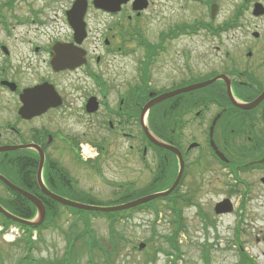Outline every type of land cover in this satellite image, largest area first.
Masks as SVG:
<instances>
[{"label":"flooded vegetation","instance_id":"1","mask_svg":"<svg viewBox=\"0 0 264 264\" xmlns=\"http://www.w3.org/2000/svg\"><path fill=\"white\" fill-rule=\"evenodd\" d=\"M117 1L0 0V149L39 147L42 180L55 193L73 186L50 160L55 142L92 169L108 146L124 144L142 169H153L152 183L170 174L172 183L177 155L152 145L144 124L180 152L177 189L199 151L203 184L220 185L237 211L247 192L264 189V97L240 107L264 96V0ZM54 56L83 62L61 69ZM108 58H129L137 72L113 75L103 66ZM83 143L93 147V160H82ZM16 160L27 171L20 184L39 193L38 153L0 151V174L14 171Z\"/></svg>","mask_w":264,"mask_h":264},{"label":"rangeland","instance_id":"2","mask_svg":"<svg viewBox=\"0 0 264 264\" xmlns=\"http://www.w3.org/2000/svg\"><path fill=\"white\" fill-rule=\"evenodd\" d=\"M103 66L118 76L123 73L133 76L138 69L137 64L129 58H108ZM58 145L55 142L51 149L54 155H50V160L54 161L59 171L67 175L84 200L104 207L128 193H141L147 188L153 175V169H142L134 155L126 154L124 144L113 145L111 148L108 146V155L93 169L72 158L67 150L59 149ZM87 145L90 146L88 143ZM193 155L197 157V166L192 167L174 201L175 206L181 210L179 229L182 227L174 237V245L178 250L177 259L174 258L175 251L171 241L166 240L172 238L177 231L173 223L175 215L169 210V202H159L155 205L159 215L156 216L152 208H147L134 212L126 221L119 220L113 225L104 218L93 216L86 217V220H75L66 211L58 209L60 219L56 226L36 234L33 248L28 251V263L20 261L28 247L25 235L11 228L7 236H0V264H63L64 260L67 264H90L89 259L93 264H106L102 254L95 249L89 256L86 241L80 239L75 243L73 256L69 254V261L66 260L67 256L64 254L68 250V240L84 229L90 231L94 240L97 239L107 250L110 249L109 259L112 264H172L173 261L176 264H244L241 263L242 256L232 248V243L236 241L245 248V255L250 263L264 264V246L261 244L264 232V189L247 192L246 200L241 201L239 211L244 219L234 215L217 218L211 213V205L224 195L218 189L220 185L214 181L211 182V187L203 184L201 154L195 151ZM216 177L220 178L218 175L214 176ZM240 191L246 192L241 187ZM7 197V192L0 187V199L5 200ZM235 197L239 199L238 191ZM181 198L188 201H180ZM84 200L80 202H85ZM234 226L243 230L239 231L238 239L235 238ZM111 236L114 237L112 242ZM141 243L145 248L139 250Z\"/></svg>","mask_w":264,"mask_h":264},{"label":"water","instance_id":"3","mask_svg":"<svg viewBox=\"0 0 264 264\" xmlns=\"http://www.w3.org/2000/svg\"><path fill=\"white\" fill-rule=\"evenodd\" d=\"M146 131V130H145ZM146 134L148 136V138L150 139V141L156 145H160L155 139H153L150 134H148V131H146ZM41 165H42V157H41V161H40ZM181 170L182 168H180V173L179 175L181 174ZM39 171H40V168H39ZM179 178V177H178ZM1 181L6 184L9 188H11L12 190L20 193L22 196H24L27 200H29L34 206L35 208L37 209L38 211V214L40 216V222L43 220V217H44V209H43V205L41 204V202H39L38 200H36L34 197L28 195L26 192L24 191H21L17 188H15L14 186L10 185L6 180H4L2 177H0ZM38 183L40 184V188L42 190V192L49 196L50 198H52L53 200H56L59 204L61 205H64V206H69V207H72V208H76V209H79V210H84V211H92V212H101V213H110V212H116V211H121V210H125V209H129V208H132V207H136L138 205H141V204H144L146 202H149L155 198H158V197H164L166 195H168L172 190L173 188L175 187V184L173 185V187L167 191V192H164V193H160V194H155V195H151V196H148V197H145V198H142V199H139L137 201H134V202H131V203H128V204H125V205H121V206H116V207H110V208H99V207H92V206H85V205H80V204H76V203H73V202H70V201H67V200H64V199H61L59 197H56L52 194H50L49 192H47L45 190V188L42 186L41 184V181H40V178L38 176ZM0 214H2L4 217L8 218V219H11L12 221H15V222H19V223H24V224H27V225H30V226H33L34 224H30L28 222H24V221H21L13 216H11L10 214H8L4 209H2L0 207Z\"/></svg>","mask_w":264,"mask_h":264},{"label":"trees","instance_id":"4","mask_svg":"<svg viewBox=\"0 0 264 264\" xmlns=\"http://www.w3.org/2000/svg\"><path fill=\"white\" fill-rule=\"evenodd\" d=\"M17 167L20 168V170L18 171V174H19V172L22 173V169L24 170V167L22 165H19V163L17 164ZM14 200L16 201V203L14 205L10 204V206H6L7 207L6 209L8 211H10L14 215H16V216H18L20 218H23V219H31L34 216L35 210H34L33 206L30 203H28L26 200L22 199L18 195L15 196ZM57 207L58 206L55 205V204L46 207V219H45L44 225L37 230L38 232L41 229H43L45 226L50 225V224H54L55 222H57V220L59 218V214H60L58 212V208ZM68 210L71 213H73V214L77 213V211H75V210H72V209H68ZM125 214L126 213H116V214L107 215V217H109V218H117V217H120V216L122 217ZM115 221H116V219H114L112 222H115ZM0 225L3 226V228H8L9 226L14 225V226H16V227H18L20 229H25L27 232H30V230H28L26 227L14 224V223H12L9 220L4 219L3 217H0ZM113 239L114 238H112V240ZM85 241L90 242L87 238L85 239ZM90 243H92V246L96 245L95 240L93 242H90ZM73 249L71 250V257L73 256ZM109 253H110V249L107 250V255H106L107 256V261H106V264H112L110 262V259H109V256H110ZM68 256L66 257V260L69 261ZM26 262L28 263V261H26ZM44 264H47V263H44ZM63 264H67V263H65V260L63 261ZM68 264H73V263L71 262V263H68Z\"/></svg>","mask_w":264,"mask_h":264}]
</instances>
